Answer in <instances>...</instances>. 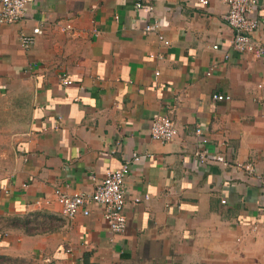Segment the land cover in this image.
<instances>
[{
    "label": "crops",
    "instance_id": "obj_1",
    "mask_svg": "<svg viewBox=\"0 0 264 264\" xmlns=\"http://www.w3.org/2000/svg\"><path fill=\"white\" fill-rule=\"evenodd\" d=\"M226 12L224 0H32L0 25V264H264V54L231 45ZM253 15L264 47V0ZM153 20L168 45L143 32ZM167 113L178 133L161 142L150 127ZM134 153L124 232L96 203L62 214L54 189L91 192Z\"/></svg>",
    "mask_w": 264,
    "mask_h": 264
},
{
    "label": "built area",
    "instance_id": "obj_2",
    "mask_svg": "<svg viewBox=\"0 0 264 264\" xmlns=\"http://www.w3.org/2000/svg\"><path fill=\"white\" fill-rule=\"evenodd\" d=\"M32 0H0V25L13 24L21 21L24 17L28 4ZM201 3L206 4L207 0H200ZM227 4V12L224 18L233 31L230 40L231 45L239 52L251 53L256 57L264 54V47L260 40L254 37V32L260 25L258 17L253 15L254 8L258 0H224ZM141 3L138 1L136 7H140ZM151 9L150 6H148ZM63 30L74 33V28L71 24H66ZM155 31L158 38L164 45L169 44L160 32L159 23L157 20L147 23L143 32ZM42 33L40 27H34L31 33L20 31L18 34V41L24 49L30 48L36 40V37ZM216 47V45H214ZM159 72L156 71V74ZM208 71L207 74H210ZM64 84H70L71 79L67 77L61 78ZM261 86V84H259ZM215 99H228V95L214 94ZM178 133L174 121L169 113L156 115L151 123L150 134L155 140L164 142L173 139ZM195 134L199 137V146L196 150L198 160L203 163L206 161V148L204 145L207 139L202 135L203 130L200 126L195 128ZM222 160L221 156L217 157ZM139 160L137 154H133L132 158H126L123 164L118 169H108L105 177L95 185L91 192L75 191L68 193L59 188L54 189V196L61 205L62 214L67 218H73L77 213H89L88 206L91 203L101 205L103 208V218L106 221L109 229L115 233H122L126 229L127 220L124 213L125 207V191L124 180L129 173L131 162ZM250 170V167H247ZM145 199L149 195H144ZM141 201V197L134 199L135 203Z\"/></svg>",
    "mask_w": 264,
    "mask_h": 264
}]
</instances>
